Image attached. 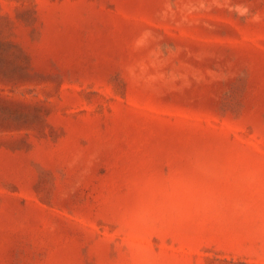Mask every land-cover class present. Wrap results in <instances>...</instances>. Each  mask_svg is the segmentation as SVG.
<instances>
[{
	"label": "rangeland",
	"instance_id": "374dc122",
	"mask_svg": "<svg viewBox=\"0 0 264 264\" xmlns=\"http://www.w3.org/2000/svg\"><path fill=\"white\" fill-rule=\"evenodd\" d=\"M0 264H264V0H0Z\"/></svg>",
	"mask_w": 264,
	"mask_h": 264
}]
</instances>
